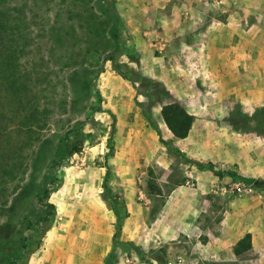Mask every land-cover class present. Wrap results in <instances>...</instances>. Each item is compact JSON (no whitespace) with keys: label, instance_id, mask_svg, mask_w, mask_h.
Segmentation results:
<instances>
[{"label":"rangeland","instance_id":"obj_1","mask_svg":"<svg viewBox=\"0 0 264 264\" xmlns=\"http://www.w3.org/2000/svg\"><path fill=\"white\" fill-rule=\"evenodd\" d=\"M97 1L0 0L25 30L24 78L48 91L39 108L48 107L44 129L35 140L14 133L15 142L33 145L25 149L27 183L9 185L0 196V264L18 258L17 264H264V76L255 64L264 52V30L255 27L264 23V0L231 4L237 54L242 60L252 54V78L243 63H232L231 73L215 70L212 28L227 23L228 13L219 12L223 0H207L205 15L189 16L182 32L149 16L143 25L150 30L135 42L131 24L115 10L117 0H104L119 19L116 65L108 61L116 47L111 39L101 43L83 28L92 14L105 20ZM242 3L250 12L246 27ZM5 95L0 92V104ZM173 103L195 118L184 143L162 119V107ZM3 107L0 114L9 112ZM6 125L15 128L0 120V129ZM67 138L82 143L71 159H64ZM209 164L228 175L216 177ZM149 182L159 192L151 193ZM105 184L130 215L117 245ZM47 195L44 202L56 214L52 227L40 232L38 198ZM192 214L197 225L189 237L183 227ZM31 222L34 232L27 230ZM248 233L253 249L236 258L233 249ZM26 236L31 247L23 255Z\"/></svg>","mask_w":264,"mask_h":264},{"label":"trees","instance_id":"obj_2","mask_svg":"<svg viewBox=\"0 0 264 264\" xmlns=\"http://www.w3.org/2000/svg\"><path fill=\"white\" fill-rule=\"evenodd\" d=\"M96 7L105 20L99 21L98 15L92 14L88 16L87 22H85L83 28L86 30V35L88 37L100 39L101 43L106 41L107 38L111 39V42L116 47L112 50L113 54L108 57V61L116 65L114 54L119 49V19L112 15L106 8L104 0H98ZM19 24V21H15L8 8L0 7V92H5L6 94V100L4 99L0 105H4L3 109H8L9 111L2 112L0 114V120H2V123L3 121L15 123V128H7L9 125H6L1 126L3 128H1L2 130L0 129V196L3 199L6 197V194H8L9 185L19 182L23 183L24 186L27 183L25 177L29 171V162L31 161L30 158L25 155V149H30L33 142H15V140H13L14 133L29 134L30 139L35 140L34 138L36 134L39 133L38 131H41L46 126L45 118L48 115L47 106L41 112L39 111L40 101L42 97L45 98V95H48V91L45 89H33V86H30L31 84L24 78L25 73L21 70L20 57L24 53V38L26 37L23 35L25 30L21 27L19 28ZM106 26L107 29H105ZM46 78L48 79V77ZM39 84L40 80L37 81L38 86H40ZM8 98L11 102H9ZM8 103L10 108L7 107ZM161 114L165 125L175 139L185 140L189 137L195 118L183 107L176 103L168 104L162 107ZM18 121L19 124H17ZM68 141L69 138L65 140L64 144V159H71L75 154L81 152L82 143H79V147L78 144L71 145ZM163 144L176 155L183 156L182 152L175 148L172 143L163 142ZM199 168L201 170L205 169L204 166H199ZM209 170L218 178L228 175L223 171L215 172L212 164H209ZM231 175L235 177L234 174ZM262 184L264 185V183ZM258 185L261 186L259 183ZM148 187L149 191L153 194L159 192V188L154 182H149ZM104 190L116 218V231L113 241L116 245L121 244L120 237L122 235L124 223L130 216L128 208L125 201L114 194L107 184L104 185ZM49 197L50 195L45 196V198H38V202H40L42 206V216L36 222L40 225V232L49 230L54 222L56 208L54 205L44 202L47 201ZM35 225L36 224L32 222L29 223L27 230L36 231L34 229ZM30 239L29 236L24 238L21 249L23 255L29 252L28 250L31 247V244H29ZM252 249L253 237L251 233H248L235 245L233 254L236 258H241ZM18 260L20 261L22 258H18L13 264H17ZM105 264H109V260H106Z\"/></svg>","mask_w":264,"mask_h":264},{"label":"crops","instance_id":"obj_3","mask_svg":"<svg viewBox=\"0 0 264 264\" xmlns=\"http://www.w3.org/2000/svg\"><path fill=\"white\" fill-rule=\"evenodd\" d=\"M112 1V0H111ZM234 0H223L224 5L219 8L220 13L227 12V23H219L217 27H213V39H212V52H213V60L215 64V70L218 71V73L225 72V73H231L232 69V63H243L244 67V74L245 76H248L249 78H252L253 73V58L252 54L250 52V58H247V55L244 57V60H242L243 54H237V47L236 42L237 38L235 37L234 30L235 28V15H236V9L231 6ZM115 10L119 12V14L122 15L127 19V21L131 24L130 26V34L133 36V41L136 40L143 41L144 40V32L145 30H150V28H147L148 18L149 16L155 17L160 16L161 17V25L165 24V29L168 28V30L173 32L181 31L182 29L185 30L187 27V21L189 22V16H192L194 14L198 15H205L204 10H206L207 6V0H117L115 2ZM240 4V2H239ZM243 5V3L241 4ZM240 7V6H239ZM242 11L241 12V18L243 19L244 24L243 27H246L248 25L247 21V15L249 10L245 8V6H241ZM245 8V10H244ZM119 9V10H118ZM245 13V14H244ZM247 13V14H246ZM166 14H169L168 18L170 17V23H165L163 17L166 16ZM234 14V15H233ZM182 15H186L185 19L182 18ZM184 19V20H183ZM155 22V26H152V31L157 32L161 30V25L159 23ZM261 24V25H260ZM256 24L255 27L261 26L262 31L264 30V23ZM263 24V25H262ZM251 28L253 27V24L251 23ZM245 29V28H243ZM260 29V28H259ZM208 32L210 29H206ZM146 34V33H145ZM245 54H249L247 52H244ZM257 63L258 69L264 76V52L260 55V58L255 59V64ZM227 69V70H224ZM224 75V74H222ZM191 135V133H190ZM190 137V136H189ZM189 137L185 140H180V143H184L189 139ZM197 225V218L195 214H192L188 220H186V226L185 224L183 226V229H186L187 234L192 235L194 233V229H196ZM186 231H183L184 233ZM220 253H218V256Z\"/></svg>","mask_w":264,"mask_h":264}]
</instances>
